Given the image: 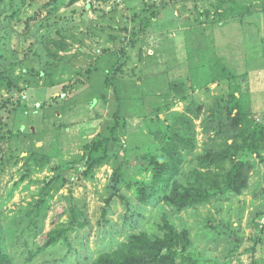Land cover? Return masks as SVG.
I'll use <instances>...</instances> for the list:
<instances>
[{
    "label": "rangeland",
    "instance_id": "obj_1",
    "mask_svg": "<svg viewBox=\"0 0 264 264\" xmlns=\"http://www.w3.org/2000/svg\"><path fill=\"white\" fill-rule=\"evenodd\" d=\"M13 1L0 0V245L11 264H90L132 233L162 236L164 217L188 229L203 264H264V239L254 246L264 147L237 156L251 162L243 192L177 211L163 190L145 202L137 190L140 182L150 190L147 156L162 155L150 129H165L176 113L193 118L196 143L166 174L171 184H186L212 149L202 120L215 98L237 90L251 124L264 125V0L221 9L216 0ZM136 13L151 24L132 40ZM219 60L236 75L230 82L215 79ZM115 122L117 139L91 153L86 145L110 137ZM104 150L114 156L100 161ZM72 217L82 226L49 244L47 233Z\"/></svg>",
    "mask_w": 264,
    "mask_h": 264
},
{
    "label": "trees",
    "instance_id": "obj_2",
    "mask_svg": "<svg viewBox=\"0 0 264 264\" xmlns=\"http://www.w3.org/2000/svg\"><path fill=\"white\" fill-rule=\"evenodd\" d=\"M13 2L16 4V0ZM226 2L228 1L216 0V5L221 9L227 4ZM157 7L158 4L152 3V13L156 12ZM145 10L148 13V9L145 8ZM19 12V9H15L12 15L17 16ZM227 12L229 10L220 15H227ZM131 23L132 40L145 34L147 27L151 24L150 20H143L141 13L134 14ZM220 61L214 65L215 79L220 82H230L236 75ZM195 109L200 111L202 108L195 106ZM210 110L212 112L210 116L207 115L202 121L205 132L213 142V147L212 149L204 147L202 154L198 156V164L191 170L186 184L178 182L171 184L172 177L166 174L177 173L179 166L184 161L183 151L194 147L196 143L193 133V118L184 113H176L174 121L165 129L162 126L150 129V133L156 137L159 143L156 151H161L162 155L147 156L154 164V175L149 191L148 185L140 182V186L137 188L138 200L145 202L149 197H153L154 193L163 190V199L172 204L177 211H182L191 206L208 202L211 196L219 191H244L249 184L251 169L249 164L251 162L245 157L237 158V156L241 152H251L255 156H261L260 151L264 147V125L251 124L246 100L237 96V90L228 99L225 97L215 98V102L211 103ZM199 116L200 114L197 115V117ZM116 132L115 122L110 137L98 136L93 142L88 143L86 148L91 153L97 154L101 151L102 140L107 142L106 149L109 141L117 139ZM220 140L223 141L221 146L217 142ZM113 156L104 150L98 160L105 161ZM228 162L231 164L230 167H227ZM74 218L72 217L71 221H68L67 227L58 225L52 232L47 233V242L54 244L62 238L67 240L70 229L76 225L82 226L81 223H78L79 220ZM160 228L161 231L163 230L162 236L156 238H153L147 231L132 233L118 248L102 253L90 264H203L191 251L192 243L188 229L178 230L167 217L162 220ZM263 232L264 224L257 232L259 235H256L255 247L263 242ZM2 252L0 245V264H11L8 256ZM210 264L229 263L217 260ZM250 264L261 263L252 259Z\"/></svg>",
    "mask_w": 264,
    "mask_h": 264
}]
</instances>
